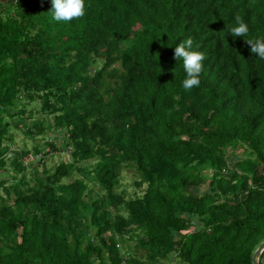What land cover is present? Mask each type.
I'll use <instances>...</instances> for the list:
<instances>
[{
	"label": "trees",
	"instance_id": "trees-1",
	"mask_svg": "<svg viewBox=\"0 0 264 264\" xmlns=\"http://www.w3.org/2000/svg\"><path fill=\"white\" fill-rule=\"evenodd\" d=\"M50 10H0V174L13 168L0 177V264H254L264 59L244 39L264 38V0H85L70 22ZM237 15L249 32L233 39ZM188 38L205 55L191 90L173 59ZM31 104L54 115L69 161L26 164L44 145L12 148L22 118L24 134L47 131ZM127 169L138 192L121 188Z\"/></svg>",
	"mask_w": 264,
	"mask_h": 264
},
{
	"label": "rangeland",
	"instance_id": "rangeland-1",
	"mask_svg": "<svg viewBox=\"0 0 264 264\" xmlns=\"http://www.w3.org/2000/svg\"><path fill=\"white\" fill-rule=\"evenodd\" d=\"M6 1L7 0H0V10L2 9L3 6L6 5ZM115 66L120 67V63L115 64ZM27 111H28V114L29 115L32 114L34 118H40V120L42 119L44 122V126L47 128V131L42 136H28L24 134L23 131H25V124L30 125L31 122H30V119H28V117L22 118L18 120L17 122H15L16 125L15 123L13 124L16 127V129L13 130L14 131V141H13L14 143L12 145V148L25 147L33 151L34 145H37V146L44 145V148H45L44 152L49 151L46 154L43 152L40 155H36V156L34 152H32L29 158H27V160L25 161L26 164H30V163L39 164V161L43 160L42 162H44L46 167L48 169H51L54 166L58 165V163H60L61 161H69L71 159L70 150H65L64 148L66 140L61 135L62 131L59 128H54L53 126L55 122L54 115L52 114L49 115L43 112L39 104H34V105L31 104L27 106ZM49 125H52V127L50 128ZM50 143L56 144L58 149L62 152L53 151ZM227 153L228 155L231 156V158L236 159L241 156L239 154H243V150L229 149ZM8 166H9V163H8ZM39 167H40V171H42L41 169H43V165H39ZM6 169H7V172L5 171L6 174L1 173L0 177L1 176L9 177L13 173V170H12L13 168H6ZM207 172L211 173V168H209ZM26 178L27 180H30L29 171L26 173ZM135 179H136V174L133 173L132 169L125 170L121 176V188L127 189V191L130 194L138 192L139 189L138 188L135 189L134 187ZM89 184H90V187L94 186L96 190L100 189V186L96 184V180L93 178L89 180ZM206 189H209L208 183L204 187L196 189V191L201 193ZM0 192L1 194L5 196L4 191L2 189H0Z\"/></svg>",
	"mask_w": 264,
	"mask_h": 264
},
{
	"label": "clouds",
	"instance_id": "clouds-1",
	"mask_svg": "<svg viewBox=\"0 0 264 264\" xmlns=\"http://www.w3.org/2000/svg\"><path fill=\"white\" fill-rule=\"evenodd\" d=\"M51 18L55 22H70L79 19L85 14V0H51ZM235 26L230 28L233 39L245 37L249 28L248 25L237 15ZM244 41L250 46L252 54H256L260 59H264V38L247 39ZM193 41L191 38L179 43L174 48L173 59L182 60L186 73L182 81L185 90H191L200 85L199 76L203 70L205 55L200 51L192 50Z\"/></svg>",
	"mask_w": 264,
	"mask_h": 264
},
{
	"label": "water",
	"instance_id": "water-1",
	"mask_svg": "<svg viewBox=\"0 0 264 264\" xmlns=\"http://www.w3.org/2000/svg\"><path fill=\"white\" fill-rule=\"evenodd\" d=\"M264 252V241L257 247L256 251L253 255V263L254 264H264L261 262V255Z\"/></svg>",
	"mask_w": 264,
	"mask_h": 264
}]
</instances>
